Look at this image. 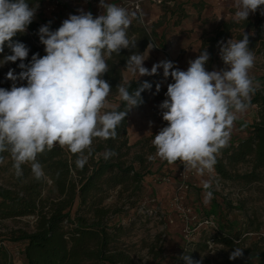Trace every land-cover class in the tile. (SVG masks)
<instances>
[{"label": "clouds", "instance_id": "clouds-1", "mask_svg": "<svg viewBox=\"0 0 264 264\" xmlns=\"http://www.w3.org/2000/svg\"><path fill=\"white\" fill-rule=\"evenodd\" d=\"M37 7L30 6L27 0H0V53L5 46L11 51L0 59V66L20 61L21 69L19 73L14 69L7 72L6 78L13 82L10 89L0 87V153H10L17 177L23 175L22 166L30 164L39 180L44 177L37 160L39 154L56 144L66 146L77 155V167L83 168L92 154L93 140L115 139L117 127L132 109L143 104L141 94L150 91L152 84L145 81L130 92V82L127 86L119 83L118 95L126 110L113 107L102 111L108 107L112 89L103 79L109 71L106 57L137 47V42L127 36L137 14L106 0H99V8L104 11L98 16L79 10L54 31L50 22L42 25L38 36L45 55L35 53L25 63L29 48L13 38L26 32ZM234 7L235 22L247 21L258 10L264 15V0H234ZM219 55L225 67L212 71L205 67L210 59L206 49L189 61L187 70H180L170 60L148 69L144 53L129 55L126 68L133 75L153 76L162 68L163 77L173 80L167 85V98L159 105L167 126L154 136L156 152L149 160L159 157L169 164L180 161L198 174L212 170L216 154L230 139L237 114L247 110L251 95L259 87L250 75L255 55L249 48L248 34L244 32L239 40L221 42ZM17 81L26 83L18 86ZM160 87L157 83L156 93ZM114 155V151L106 150L104 158ZM211 195L207 193V198ZM242 256L243 249L234 247L229 259ZM180 258L186 264H201L190 254Z\"/></svg>", "mask_w": 264, "mask_h": 264}, {"label": "rangeland", "instance_id": "rangeland-1", "mask_svg": "<svg viewBox=\"0 0 264 264\" xmlns=\"http://www.w3.org/2000/svg\"><path fill=\"white\" fill-rule=\"evenodd\" d=\"M135 12L141 27L151 34L152 41L143 51L147 59L144 66L151 69L152 65L162 60H170L180 70H187L189 61L194 60L202 51L203 41L208 36H215L216 30L225 21L234 20L236 8L234 0H106ZM79 10L91 12L98 16L104 9L99 8V0H44L35 18L42 19L43 25L49 24L52 30L60 27L63 20L70 14H79ZM182 12V13H181ZM185 14V15H184ZM136 18L132 23L136 22ZM249 20L255 26L241 29L251 35L261 34L264 37V15L258 10L250 14ZM127 29V36L133 40L138 33ZM155 32V34L153 33ZM224 43V42H223ZM209 48V47H207ZM252 51V50H251ZM210 59L206 64L209 71L225 67L220 58V46L207 51ZM255 55V65L250 71L254 84L264 75V50L252 51ZM142 53V54H143ZM2 56L0 59H3ZM108 57H106L107 60ZM20 61L9 62L0 66V87L10 89L12 81L6 78L10 69L19 73ZM130 78L150 79L155 86L147 92L146 103L132 109L128 117L127 136L132 145L127 156L128 164L133 163L137 170L144 173L138 191L135 186L125 190L118 185L109 190L103 204L112 208L109 217L111 226L122 225L124 231L120 236L119 245L133 258L135 264H178V258L187 250L195 252L196 261L201 264H226L234 248L215 239L219 232V223L227 226L223 232L239 233V247L243 256L231 260L238 264L247 259L254 248L264 249V182L244 184L239 180H224L220 178L215 168L198 174L195 170L185 167L181 162L169 164L167 161L154 156L156 149L152 143L154 136L162 127L167 126L163 121L159 105L167 97V85L173 83L169 76L163 77V69L157 75L139 77L128 70ZM19 86L22 81H17ZM161 85L156 93V84ZM251 99V97H250ZM120 103L117 93L110 92L107 97L108 107L102 111H110ZM257 111L256 105H251L243 113H239L231 129L228 142H236L249 135L245 123H252ZM9 162L0 164V185L9 187L15 182V171L8 166ZM240 172L247 170L246 165L238 166ZM51 181L48 180V187ZM205 185H208L206 188ZM45 189L44 194L50 195ZM211 192V198L207 193ZM75 210V209H74ZM117 211L114 213L113 211ZM213 218L207 223L206 219ZM34 216L19 219L0 220V264H27L23 252L25 244L10 240L13 230H34ZM162 250L158 258L152 251ZM256 264H264L254 258Z\"/></svg>", "mask_w": 264, "mask_h": 264}, {"label": "trees", "instance_id": "trees-1", "mask_svg": "<svg viewBox=\"0 0 264 264\" xmlns=\"http://www.w3.org/2000/svg\"><path fill=\"white\" fill-rule=\"evenodd\" d=\"M27 2L30 6H38L36 10L38 11L44 0H27ZM139 22L137 17L136 22L131 25L134 29L132 32L138 33L133 39L137 42V47L122 49L119 55L113 53L106 60L109 71L103 79L111 85L112 93L118 92L119 83L127 86L130 82V92L135 91L145 81L151 83L152 88L155 86L153 79L124 81L123 71L127 69L126 61L129 55L132 52L142 54L152 41L151 34L146 28L139 24L134 26ZM43 23L42 19L34 17L26 32L18 33L13 38L23 42L29 48L25 63L31 60L33 54L40 55L33 39L39 38L38 30ZM253 26H255L254 22L249 19L240 22L225 21L216 30L215 36H208L203 41L202 51L214 49L220 46L221 42L226 43L229 39H242L244 32L241 29L246 27L251 29ZM245 33L249 37L250 50L262 52L264 37L261 34L254 36ZM10 54V49L5 46L4 52L0 53V58ZM257 81L261 83L251 95L249 104V106L257 107L255 118L252 123L244 124L249 129V135L236 142H228L216 154V163L213 167L224 180H239L244 184L264 182V75ZM147 92L146 90L141 94L144 102L138 107L146 103ZM115 108L120 111L126 110L121 100ZM130 112L117 127L115 139L93 140L92 154L83 168L76 165L77 155L72 154L66 146L56 144L51 150H46L37 156L44 171L42 179L37 180L31 171L30 164H25L22 166L23 175L15 176L12 186L0 185L1 221L16 220L26 216L36 218L33 231L20 228L13 230L10 237L12 241L25 244L23 252L27 264H135L130 254L119 245L124 227L111 226L109 217L112 208L103 204L109 190L118 185L124 186L125 190L135 186L134 193L138 191L144 176V173L137 170L133 163L128 164L127 156L132 148L127 136ZM106 150L114 151L115 155L105 159ZM0 157L3 158V162L8 161V166L14 169L9 152L0 153ZM239 165H246L247 170L240 172ZM48 180L51 181L49 187ZM46 188L50 191V195L44 194ZM228 227L230 232L225 233L223 231L227 230V226L219 223L220 234L215 239L234 248L238 245L240 235L232 231L233 226L228 224ZM1 250L0 247V252ZM152 251L156 253L155 258H158L162 252L157 250V245ZM185 253L190 254L194 261L198 259L195 252L187 250ZM246 254H249L248 258L242 259V262L238 264H256L253 261L255 257L264 262L262 248L261 250L254 248L251 252L247 250ZM180 257L177 260L178 264H186ZM226 264L236 263L228 260Z\"/></svg>", "mask_w": 264, "mask_h": 264}, {"label": "built area", "instance_id": "built-area-1", "mask_svg": "<svg viewBox=\"0 0 264 264\" xmlns=\"http://www.w3.org/2000/svg\"><path fill=\"white\" fill-rule=\"evenodd\" d=\"M33 40H34V42H36L35 44H36L37 48L40 51V56L45 55L44 46L40 43V39L39 38H35ZM210 221L212 222L213 221V218L206 219V222L207 223H209Z\"/></svg>", "mask_w": 264, "mask_h": 264}, {"label": "crops", "instance_id": "crops-1", "mask_svg": "<svg viewBox=\"0 0 264 264\" xmlns=\"http://www.w3.org/2000/svg\"><path fill=\"white\" fill-rule=\"evenodd\" d=\"M125 72H127V69H126V71H125ZM124 77H125V79H126V80H127V77H128V78H130V76H128V75H127V73H126V74H124ZM130 79H131V78H130Z\"/></svg>", "mask_w": 264, "mask_h": 264}]
</instances>
